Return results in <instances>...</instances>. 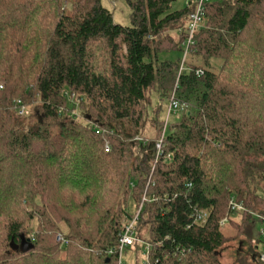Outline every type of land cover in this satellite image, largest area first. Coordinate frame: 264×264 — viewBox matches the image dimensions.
<instances>
[{"label":"trees","instance_id":"obj_1","mask_svg":"<svg viewBox=\"0 0 264 264\" xmlns=\"http://www.w3.org/2000/svg\"><path fill=\"white\" fill-rule=\"evenodd\" d=\"M174 1L124 0L122 26L103 0H0V264H116L140 204L152 264H222L234 241L232 264H262L264 0H208L184 60ZM172 95L188 108L163 123Z\"/></svg>","mask_w":264,"mask_h":264},{"label":"built area","instance_id":"obj_2","mask_svg":"<svg viewBox=\"0 0 264 264\" xmlns=\"http://www.w3.org/2000/svg\"><path fill=\"white\" fill-rule=\"evenodd\" d=\"M208 0H187L186 6H190L192 8V12L189 15L188 22L186 27L183 30V34L185 36L184 43L182 44L183 52V60L188 56L190 52V46L193 45V37L197 30H199L204 25L205 16H204V4ZM184 63V62H183ZM183 63L179 69V73L183 71ZM195 74L200 77L203 75V70L197 69ZM2 84H0V89L2 88ZM67 95V94H66ZM68 98L73 100L72 103L77 105L79 103V99L74 96V94H69ZM188 106L185 103H180L177 99H175L174 95H172L171 99L169 100L168 104V115L171 113L179 114L185 112ZM17 111L20 116H24L28 114V107L22 105L20 101L17 102ZM77 115L76 111L73 112ZM96 134H99V130H95ZM140 140V139H139ZM158 149H160V145L157 144ZM110 147L109 144H105V151H109ZM158 155L160 152L158 151ZM261 195L264 200V183L261 186ZM230 210L232 211H242L244 210L240 204H236L233 201L229 203ZM142 208V204H140L138 210L136 211L133 218L126 223L123 230L120 231L118 234L117 245L114 248H110L107 252L108 255H111L115 258L116 264H124L123 256L126 251L131 250L132 253L136 255V261L138 264H152L150 258V252L152 250V245L150 242L147 241L146 237H140L136 230V223L139 217L140 210ZM207 213L205 211H197L194 214V221L199 222L206 218ZM256 218H260V216L255 215ZM225 219L221 221V225L225 224ZM259 234L264 238L263 230H260ZM56 240L61 242L62 244L66 245V241L63 239L61 235H57ZM261 252L257 255L258 260L264 264V243L261 244ZM139 254H141V259H138Z\"/></svg>","mask_w":264,"mask_h":264},{"label":"rangeland","instance_id":"obj_3","mask_svg":"<svg viewBox=\"0 0 264 264\" xmlns=\"http://www.w3.org/2000/svg\"><path fill=\"white\" fill-rule=\"evenodd\" d=\"M213 1V0H210ZM187 0H175L171 5V11L181 9L186 5ZM103 5L108 8L112 14L113 21L119 25L122 26H129L130 25V10L125 4L124 0H103ZM213 64L215 68L217 69L220 62H214ZM0 84L5 85L3 81L0 82ZM73 100H69L71 103ZM159 102V99L155 95H152V101L151 105L148 108L149 118L154 117V111L157 108V104ZM69 103V104H70ZM168 104L169 102L167 100H163L160 102V108L158 109L157 119L163 123H173L177 121L180 117V114H173L171 113L168 115ZM28 107V106H27ZM29 112V107H28ZM80 118L83 116L81 113L79 114ZM153 131L151 130V127L149 125L146 126V134L151 135ZM139 138H137V141ZM141 140V139H140ZM105 150V148H104ZM110 151V150H109ZM108 151V152H109ZM107 152V151H105ZM260 227L257 228V231H259ZM227 235H232V232L230 229H225ZM138 231V230H137ZM250 246H248L244 242L234 241L225 246V248L222 251L221 255V261L222 264H232L236 258H241L249 255L250 252ZM141 254H139L138 259H141ZM136 255L132 253L131 250H128L125 252L123 256V262L124 264H136Z\"/></svg>","mask_w":264,"mask_h":264}]
</instances>
